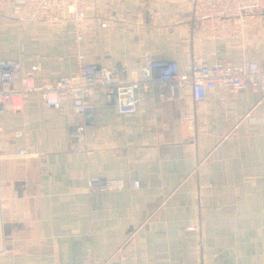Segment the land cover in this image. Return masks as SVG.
Listing matches in <instances>:
<instances>
[{
    "label": "crops",
    "instance_id": "crops-1",
    "mask_svg": "<svg viewBox=\"0 0 264 264\" xmlns=\"http://www.w3.org/2000/svg\"><path fill=\"white\" fill-rule=\"evenodd\" d=\"M15 4L0 0V59H20L19 75L38 64L35 87L72 72L78 57L129 68L144 52L181 66L197 54L264 58V12L239 37L201 39L191 0H118L81 21L76 46L63 10L27 19L31 6ZM167 93L157 83L139 89L136 110L122 114L96 90L77 115L45 105L35 89L21 110L0 114V264H93L111 255L122 264H264L261 92L218 87L200 101L189 90L173 100ZM76 123L86 128L82 144L68 138ZM20 147L28 153L14 157ZM98 177L139 186L108 191Z\"/></svg>",
    "mask_w": 264,
    "mask_h": 264
},
{
    "label": "built area",
    "instance_id": "built-area-1",
    "mask_svg": "<svg viewBox=\"0 0 264 264\" xmlns=\"http://www.w3.org/2000/svg\"><path fill=\"white\" fill-rule=\"evenodd\" d=\"M118 0H15L14 10L24 4L31 6L32 19L36 12L45 9L63 10L72 21L76 46L81 44L84 33L81 21L95 11L113 7ZM191 7L199 31H211L213 37L242 34L244 28L252 25L264 11V0H191ZM101 23V26H105ZM78 57V49L75 48ZM22 68L20 59H0V114L7 107L21 110L29 101L30 93L38 89L45 105L55 107L62 113L67 106L81 115L88 107L86 98L94 91H102L106 100L114 102L119 113L131 114L136 110V91L146 90L150 84L157 83L168 91L166 98L173 100L180 91L189 90L193 100L200 101L208 93L221 87L233 93L249 88L260 91L264 98V58L233 62L225 59L209 61L201 55H193L184 65L174 59L155 58L152 53L144 52L140 65L129 68L125 64L112 67L86 62L78 57L75 69L69 74L57 76L48 87H35L31 83L38 64L19 75ZM223 101V97H219ZM182 118L191 121L193 116L182 113ZM19 130L13 131L20 137ZM86 128L83 123L68 127L70 142L82 144ZM24 147L14 153V157L27 154ZM108 191L128 187L135 189L139 182L135 179L125 181L98 177L92 179ZM93 264H122L113 255L95 261Z\"/></svg>",
    "mask_w": 264,
    "mask_h": 264
},
{
    "label": "rangeland",
    "instance_id": "rangeland-1",
    "mask_svg": "<svg viewBox=\"0 0 264 264\" xmlns=\"http://www.w3.org/2000/svg\"><path fill=\"white\" fill-rule=\"evenodd\" d=\"M259 18V17H258ZM257 18V19H258ZM261 19V18H260ZM256 22V24H257V22H258V20H256L255 21ZM254 22V23H255ZM255 24V25H256ZM256 29V28H255ZM198 32H197V34H198V36L200 35V37H201V39H203V38H207V37H210V39H217V38H223V39H227V40H230V39H233L234 37H239L238 35H231V36H224V37H216V38H214L213 37V33L211 32V31H199V30H197ZM241 35V34H240Z\"/></svg>",
    "mask_w": 264,
    "mask_h": 264
},
{
    "label": "water",
    "instance_id": "water-1",
    "mask_svg": "<svg viewBox=\"0 0 264 264\" xmlns=\"http://www.w3.org/2000/svg\"><path fill=\"white\" fill-rule=\"evenodd\" d=\"M264 12V11H263Z\"/></svg>",
    "mask_w": 264,
    "mask_h": 264
}]
</instances>
